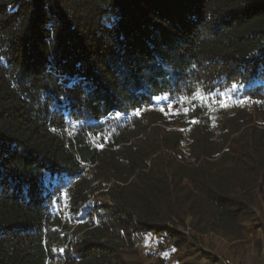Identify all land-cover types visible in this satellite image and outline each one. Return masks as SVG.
Wrapping results in <instances>:
<instances>
[{"label":"trees","instance_id":"trees-1","mask_svg":"<svg viewBox=\"0 0 264 264\" xmlns=\"http://www.w3.org/2000/svg\"><path fill=\"white\" fill-rule=\"evenodd\" d=\"M262 250L264 0H0V264Z\"/></svg>","mask_w":264,"mask_h":264},{"label":"rangeland","instance_id":"rangeland-1","mask_svg":"<svg viewBox=\"0 0 264 264\" xmlns=\"http://www.w3.org/2000/svg\"><path fill=\"white\" fill-rule=\"evenodd\" d=\"M78 224L79 223H76V224H74L73 226H72V228H71V232H75L76 231V229H77V226H78ZM260 235V234H259ZM78 237V236H77ZM215 240V239H214ZM213 240V241H214ZM151 240L149 241V245H151ZM214 244H216L217 245V241L215 240V243ZM150 250H151V248H149ZM262 254L261 255H263L264 254V251L262 250V252H261ZM135 260H137V261H141V262H148L147 261V259H146V255H145V251H139L138 252V255H137V257L135 258ZM224 260V263L225 262H228V263H230V264H238L236 261H233V260H230L229 259V261H225L226 259H223ZM199 264H205V260H200V263Z\"/></svg>","mask_w":264,"mask_h":264},{"label":"snow or ice","instance_id":"snow-or-ice-1","mask_svg":"<svg viewBox=\"0 0 264 264\" xmlns=\"http://www.w3.org/2000/svg\"><path fill=\"white\" fill-rule=\"evenodd\" d=\"M196 98H198V99H200V100H203V96H202V94H200V93H194L193 94ZM193 123H195V121H193Z\"/></svg>","mask_w":264,"mask_h":264},{"label":"built area","instance_id":"built-area-1","mask_svg":"<svg viewBox=\"0 0 264 264\" xmlns=\"http://www.w3.org/2000/svg\"><path fill=\"white\" fill-rule=\"evenodd\" d=\"M224 264H230V263H228V262H225Z\"/></svg>","mask_w":264,"mask_h":264}]
</instances>
